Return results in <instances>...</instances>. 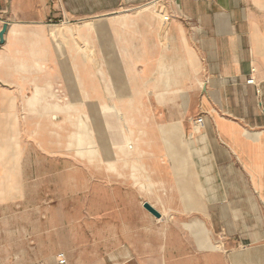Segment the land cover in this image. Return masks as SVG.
Masks as SVG:
<instances>
[{
	"label": "crops",
	"instance_id": "crops-1",
	"mask_svg": "<svg viewBox=\"0 0 264 264\" xmlns=\"http://www.w3.org/2000/svg\"><path fill=\"white\" fill-rule=\"evenodd\" d=\"M5 26L0 264H264V0H0Z\"/></svg>",
	"mask_w": 264,
	"mask_h": 264
},
{
	"label": "water",
	"instance_id": "water-1",
	"mask_svg": "<svg viewBox=\"0 0 264 264\" xmlns=\"http://www.w3.org/2000/svg\"><path fill=\"white\" fill-rule=\"evenodd\" d=\"M6 29H7V27L5 26V27L3 28L1 34H0V39H1V41H3V34L5 33ZM144 207H145L149 212H151L154 216H156V217H160L161 214H160L155 208H153L152 206H150L149 204L146 203V204L144 205Z\"/></svg>",
	"mask_w": 264,
	"mask_h": 264
},
{
	"label": "built area",
	"instance_id": "built-area-1",
	"mask_svg": "<svg viewBox=\"0 0 264 264\" xmlns=\"http://www.w3.org/2000/svg\"><path fill=\"white\" fill-rule=\"evenodd\" d=\"M248 83H249V84H254V83H255L254 78H250V79L248 80ZM61 261L63 262V260H61Z\"/></svg>",
	"mask_w": 264,
	"mask_h": 264
},
{
	"label": "rangeland",
	"instance_id": "rangeland-1",
	"mask_svg": "<svg viewBox=\"0 0 264 264\" xmlns=\"http://www.w3.org/2000/svg\"><path fill=\"white\" fill-rule=\"evenodd\" d=\"M158 8H162V9H163V6H162V4H160V5L158 6Z\"/></svg>",
	"mask_w": 264,
	"mask_h": 264
}]
</instances>
